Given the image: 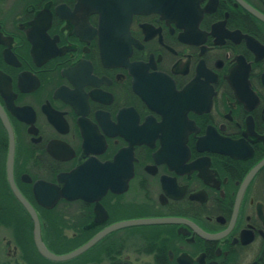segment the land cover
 Returning <instances> with one entry per match:
<instances>
[{"label": "flooded vegetation", "instance_id": "flooded-vegetation-1", "mask_svg": "<svg viewBox=\"0 0 264 264\" xmlns=\"http://www.w3.org/2000/svg\"><path fill=\"white\" fill-rule=\"evenodd\" d=\"M0 264H264V0H0Z\"/></svg>", "mask_w": 264, "mask_h": 264}, {"label": "water", "instance_id": "water-1", "mask_svg": "<svg viewBox=\"0 0 264 264\" xmlns=\"http://www.w3.org/2000/svg\"><path fill=\"white\" fill-rule=\"evenodd\" d=\"M98 11V9H96ZM101 11V14H102V9H100ZM99 12V11H98ZM10 161H11V156H10V159H9V173H10ZM13 188V187H12ZM43 188L45 189H50V194L52 196L50 197H42L41 198V201L45 206L47 207H51L53 206L57 199L61 198V197H66V198H70L69 196H67L64 192H61L60 194L57 193L55 190L51 189L49 186L47 185H44ZM14 193L16 194L17 198L20 200V202L22 203V205L24 206V208L30 213L31 217H32V220L34 222V226H35V237L36 239H38V220L35 216V214L33 213L31 207L21 198V196L18 195V192H16V190L14 189ZM37 247L40 251V253L48 258V259H51V260H54V261H62V260H67L69 258H72L74 255H75V252L73 253H70V254H67V255H63V256H55L53 254H50L49 252H47L40 244L39 242L37 243ZM88 245H86L87 247Z\"/></svg>", "mask_w": 264, "mask_h": 264}]
</instances>
